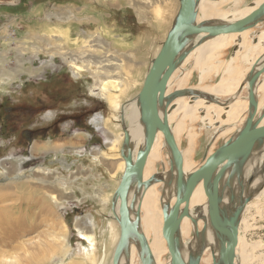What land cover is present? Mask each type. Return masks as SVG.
Listing matches in <instances>:
<instances>
[{"label":"rangeland","instance_id":"obj_1","mask_svg":"<svg viewBox=\"0 0 264 264\" xmlns=\"http://www.w3.org/2000/svg\"><path fill=\"white\" fill-rule=\"evenodd\" d=\"M253 2L240 0L236 6ZM179 6L180 0H0V264L13 254L19 264H112L120 226L112 214L118 181L111 173L122 157L106 160L102 151L113 145L114 135L124 133L126 122L121 112H115L117 121L104 120L114 111L101 93V79L119 80L120 89L114 92L122 106L133 102ZM231 7L232 2L227 3L217 14ZM260 30L264 22L249 30L251 44ZM238 38L203 64L196 61L197 52L189 55L171 77L167 94L187 89L181 97L188 103L204 98L205 104L226 107L231 94L214 89L229 79L230 69L245 79L253 59L251 44L239 50ZM110 57L116 58L113 66L122 65L120 74L96 76L92 70L98 71L97 60ZM236 90L235 100L248 102L247 87ZM177 100H172L173 108ZM207 112L210 115L202 108L191 113L176 109L172 116L174 135L191 172L233 136L248 115L246 111L242 118L220 124L212 122V109ZM158 151L159 159L152 158L145 167V178L171 167L163 139ZM244 175L245 185H235L243 197L254 191ZM158 205L162 208L160 200ZM243 216L236 264H264V246H259L264 244V203ZM141 217L150 245L143 208ZM191 225L183 240L194 238ZM169 256L166 250L163 264ZM130 259L127 262L142 264L138 249Z\"/></svg>","mask_w":264,"mask_h":264},{"label":"water","instance_id":"obj_2","mask_svg":"<svg viewBox=\"0 0 264 264\" xmlns=\"http://www.w3.org/2000/svg\"><path fill=\"white\" fill-rule=\"evenodd\" d=\"M198 2L199 0H180L175 21L143 80L137 100L141 122L145 127V140L143 147L138 150L135 160L130 147L129 132L124 128L121 155L125 161V170L114 195L120 200V215L117 218L120 236L113 252L112 264H120L121 256L132 238L139 244L141 263H153L149 241L140 229L141 206L138 205L135 218H133L129 190L134 183H137L139 187L148 186L155 179L153 176L149 180L143 181V173L158 131L163 133L172 156L171 166L175 167L177 172L175 202L172 206L164 205L162 209L163 236L167 241L171 264H199L197 256H190L187 261L183 258L179 233L185 217H189L195 222V218L190 212V203L193 191L200 182L203 183L208 199L211 224L221 244L220 255L223 264H235L239 218L253 194L244 198L243 192L236 194L235 185L239 184L241 188L243 187L242 176L245 164L254 150L264 144V124H262L264 106L259 111V101L256 96V85L264 74V62L257 59L246 78L248 115L243 126L221 146L208 154L202 164L188 175L184 170L183 152L169 124V111L173 109V105H171L173 99L189 92L187 89H177L167 94V89L175 70L196 47L189 45L191 37L205 34L197 42L201 43L212 36L250 30L264 22V1L243 18L221 24L198 23ZM253 42L257 43L258 39L254 38ZM244 88L245 84L240 86V90ZM160 108H163L162 115ZM225 194H228L229 202L234 206L232 210H228L223 205Z\"/></svg>","mask_w":264,"mask_h":264},{"label":"bare ground","instance_id":"obj_3","mask_svg":"<svg viewBox=\"0 0 264 264\" xmlns=\"http://www.w3.org/2000/svg\"><path fill=\"white\" fill-rule=\"evenodd\" d=\"M263 1L264 0H256V1L254 0V2L251 5L238 7L236 5L239 4L240 0H199L198 5H197V11H200L199 13L200 17L199 16L197 17V22L198 23L204 22L207 24L230 23L240 18H243L244 16L249 14L251 11L256 9ZM231 2L233 4V8L231 7L230 10H227L221 16L217 14L219 10L224 9L223 6L225 4L231 3ZM203 36H205V34L193 36L191 37L189 41L190 46H193V45L196 46L195 49L189 53V55L193 54L194 52H197L196 61L199 64H203L204 62H206V59L208 58V56L209 58L210 56L213 57V52H215L216 50L222 49L228 46L230 43H232V40L234 39L235 36L239 37L238 45H237L239 50H242L251 44V42L249 41L250 40L249 30L243 31L241 33L220 34L217 36L209 37L205 39L204 41H202L201 43H197ZM255 38L258 39V42L257 43L253 42V44H251V47L249 49L252 51L253 59L251 60L250 66L248 67V70H247L248 72L251 66L255 63L257 59H261V61L263 60L264 62V31L260 30L256 34ZM90 50L92 49H88V51ZM88 51H84V52L86 53ZM158 51L159 50H157V52ZM87 54L90 57L92 56L89 52ZM189 55L186 57V59L189 57ZM115 59H116L115 57H110L108 59L97 60V62L99 63L98 71H94V70L92 71L96 73V76H99V77L101 76L100 78H102L103 73L106 76H109V74L112 73L113 71H115L116 74H120L119 70L122 69L121 67L122 65H118L116 67L113 66V64H115L114 63ZM104 61L106 62L104 63ZM87 62H89V64L93 63L91 58ZM105 66H108V67H105ZM111 68L114 70H112ZM98 72L102 74H99ZM237 74L238 73L234 69H230L228 73L229 79L226 81H223L222 84H220L216 89H214L223 95L231 94V97L227 101L228 103L225 102L227 103L226 107H222L221 106L222 104L219 105V103L214 104V105L205 104L206 100L204 98H200V99L198 98L197 100H195V103L193 104V103H188L189 101L185 99L186 97H181V96H179L181 98L177 97L178 100L175 101V103H173L174 105H176V107L169 111V124L171 126V130L173 131V133L175 134L171 121H172V116L175 113L176 109L177 110L184 109L187 112L191 113L194 110H197L198 108H202L206 116L210 115V113L207 112V110L212 109V112L216 116V118H213L215 120L212 119V122L215 121L220 124L226 123V120L228 123H231V122H234L242 118L243 114L246 111H248V102L242 99L235 100L238 94L236 89L240 88V86L243 84H245V87H247L248 83L246 81L247 77L243 79L244 76L241 77L240 74L238 75ZM171 79L172 78H170L169 83H168V89L170 88ZM120 86H121L120 81L117 79H108L105 81L101 79V85H100L101 93L106 98V101L108 102L112 111H114L110 114L108 119H104V117L103 119L105 121H111V122L117 121L119 120V113H115V112L122 113V117L126 122L125 128L127 129L130 135V147L133 150V158L135 160L138 150L141 149L144 145L145 127H144V124L141 122L140 108H139L137 98H135L133 102L122 106L120 99H119V94L114 92L115 90L120 89L119 88ZM125 89L127 90V88ZM123 90L124 89H121L120 91L123 92ZM261 92H264V79L260 78V80L258 81L256 85V96L259 101V111H261L264 106V95H262ZM121 106H122V109H121ZM160 114L161 115L163 114V108H160ZM221 114H224V117H221ZM262 124H264V119L262 121ZM123 137H124V133L122 135L121 133L114 135V138L112 141L113 145L108 147L107 150L102 151L103 158H105L106 160L108 159L117 160L118 158L122 157L121 150H122L123 145L121 146V142L123 140ZM162 139L165 145L168 147L167 143L165 142L163 133L161 131H158L155 142L151 149V152L149 153L145 167L147 166V164L150 163L152 158L159 159L158 158L159 157L158 147ZM169 153H170V150H169ZM171 159H172V156H171ZM119 161L120 162L117 163V167L111 173L112 178L117 175L118 184L125 170V161L123 157L121 160L119 159ZM111 164H113V162ZM262 169H264V144L261 145L260 148H257L256 150H254V152L252 153L251 157L249 158V160L247 161L244 167V171H243V175L245 174L244 178H249L250 182L252 180L251 186L249 185V187L254 188V191L252 192L253 194H252L251 199L249 200V202H247L242 214L240 215L239 222L241 220L242 221L244 220L243 215L245 211H247L250 207L260 206L262 205V203H264V202L260 203L264 199V170ZM184 170H185L186 175L193 172V171L191 172V167L187 162L184 164ZM252 171H253V175L250 174ZM153 176L155 177V179H153V181L148 186L142 185L139 187L137 183H134L132 185V187L129 190V202H131L132 204L131 216L133 218H135L136 209L139 204L145 212V217H144L145 225H146V229H149V231H147L146 233H151L150 248H151V252L153 255L152 264H163L162 255L166 252V250L169 251V249H168L167 241L165 237L163 236L164 218H163L162 209L164 205L170 204L172 206L175 202L177 172H176L175 167L171 166L170 168L162 170L158 172L157 174L152 175L148 178H145L146 175L145 173H143V181H147ZM244 185L245 184L243 183V186ZM237 191H239V189ZM236 194L238 193L236 192ZM246 197L247 195L244 196V198ZM159 200L162 203V208H160V206L158 205ZM113 202H114V208H113L112 214L114 215L115 219H117L119 218V215H120L119 214L120 200L119 198H115L114 196L113 201H112V207H113ZM223 205L228 210H232L234 208L233 204L229 202L228 194H225ZM262 211L263 209L261 210V212ZM190 212L193 218H195V222H193L191 225L189 224L190 218L185 217L181 223V228H180V233H179L180 234V249H181L183 258L187 261L190 256L191 257L197 256L199 258V264H203V261H207L209 264H223V261L220 255L221 244L210 221V217L208 213V199L205 194L202 182H200L193 191V194L191 197V203H190ZM92 222H94V220L91 219V223ZM188 224L194 228L195 236L193 239L188 240L186 238L183 240L182 234H185L184 231H187L188 226H189ZM107 225H109V222H107ZM239 226H240V223H239ZM140 229L142 232H144L145 230L143 229V225H142V217H141ZM119 236H120V232L114 235V241L118 242ZM87 238L89 239L88 236ZM92 240L93 238L90 239V242H92ZM242 244L243 242H241V237L238 235L236 255H237V250L239 246H241ZM258 245H259V241H258ZM259 246H264V244L259 245ZM137 249L139 251V257H140L139 244L135 239L132 238L129 241V245L127 246V248L125 249V251L123 252L121 256L120 264H131L129 261L127 262V260L131 258V256L135 253V250ZM94 252H95L94 245H91L90 255L93 256ZM29 253L30 251H28V254ZM18 257H19L18 255L13 254L12 257H6L3 260L6 261L5 264H19ZM79 262L75 260V262L71 261V263H68V264H79ZM0 263H2V260H0ZM84 263H80V264H84ZM165 264H171V255L169 256ZM235 264H236V258H235Z\"/></svg>","mask_w":264,"mask_h":264},{"label":"crops","instance_id":"obj_4","mask_svg":"<svg viewBox=\"0 0 264 264\" xmlns=\"http://www.w3.org/2000/svg\"><path fill=\"white\" fill-rule=\"evenodd\" d=\"M263 75H264V74H263ZM263 75H262V76H263Z\"/></svg>","mask_w":264,"mask_h":264}]
</instances>
